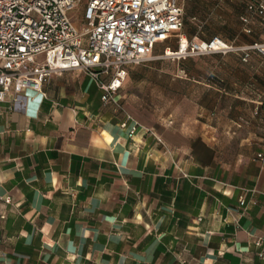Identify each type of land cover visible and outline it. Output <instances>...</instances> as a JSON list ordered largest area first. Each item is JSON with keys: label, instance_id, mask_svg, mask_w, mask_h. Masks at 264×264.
<instances>
[{"label": "crops", "instance_id": "obj_1", "mask_svg": "<svg viewBox=\"0 0 264 264\" xmlns=\"http://www.w3.org/2000/svg\"><path fill=\"white\" fill-rule=\"evenodd\" d=\"M225 1L230 33L253 32V17L242 21L248 0H179L181 33L203 34ZM226 31L210 34L223 41ZM123 85V109L79 69L0 102V264H264L259 107L217 120L203 98H221L228 83L191 76L190 94L152 113ZM126 112L139 123L133 134V121L121 125Z\"/></svg>", "mask_w": 264, "mask_h": 264}, {"label": "built area", "instance_id": "obj_2", "mask_svg": "<svg viewBox=\"0 0 264 264\" xmlns=\"http://www.w3.org/2000/svg\"><path fill=\"white\" fill-rule=\"evenodd\" d=\"M82 2L0 0V102H17L30 91L41 92L52 74L79 69L96 82L103 102L123 109L117 94L127 68L152 57L157 43L176 37L178 48H167L164 55L178 59L239 49L218 38L197 42L184 36L179 0ZM248 8L258 16L264 15L263 0ZM77 13L81 29L72 19V14ZM242 21L247 23L248 19L242 17ZM244 49L262 52L264 42ZM127 121H133V134L139 123L126 112L121 125Z\"/></svg>", "mask_w": 264, "mask_h": 264}, {"label": "rangeland", "instance_id": "obj_3", "mask_svg": "<svg viewBox=\"0 0 264 264\" xmlns=\"http://www.w3.org/2000/svg\"><path fill=\"white\" fill-rule=\"evenodd\" d=\"M86 2L83 0L82 4ZM248 1H242L245 6ZM222 8H215L212 12V20L208 29L204 30L202 37L196 38L191 35L189 39L194 41L204 40L213 36L210 31L227 30L218 36L228 44L238 47V50L219 54H202L187 56L185 58H176L164 55L165 47L169 46L174 51L178 47V39L171 37L166 42L159 43L152 54V57L140 64L130 65L127 68L128 75L125 78L123 90L132 92V105L145 108L148 112L165 111L174 105L172 101L176 93H191V76L205 79V83L212 86H221V90L228 83L227 92L220 97L211 94L210 97L203 98L206 103L213 104L212 110L217 120L223 115L225 119L226 112L233 113L238 111V107L243 105H257L261 111V120L264 123V51L257 49H244L250 46L254 41L263 42L264 38L260 34V20L256 17L251 19L253 27L252 33L231 34V26H236V19L231 17L233 9L232 2H219ZM75 16H77L75 18ZM229 17L227 22H223L219 17ZM74 25L81 29L80 14H72ZM224 79L223 83L220 79ZM194 84V82H192ZM196 88L201 87V83L195 82ZM205 87V86H203ZM201 90L196 91L197 97ZM254 91V92H253ZM257 93L258 95H256ZM243 95L244 99L236 95ZM172 103V104H171ZM125 105L123 102L121 103ZM187 104L181 107L186 108ZM125 108V106H124ZM214 117V118H215ZM215 118V119H216ZM220 119V120H224Z\"/></svg>", "mask_w": 264, "mask_h": 264}, {"label": "trees", "instance_id": "obj_4", "mask_svg": "<svg viewBox=\"0 0 264 264\" xmlns=\"http://www.w3.org/2000/svg\"><path fill=\"white\" fill-rule=\"evenodd\" d=\"M263 2H264V0H263ZM250 4H253V5H256L257 4V0H252V1H249L245 6H244V9H245V13H246V15L245 16H243V17H246L247 19H248V21H249V19H251V17H256V18H258L259 20H260V24H261V27H260V34L263 36V38H264V33H263V29H264V15L263 16H258V15H256V13L253 11V10H250L249 8H248V6L250 5ZM184 15H185V10H184V8H183V27L185 26V17H184ZM192 29V28H191ZM206 29V28H205ZM202 30H204V27H203V29ZM248 31H249V33H252V29H248ZM196 37L197 36H199V37H202V34L201 33H199V34H196L195 35ZM214 36V35H213ZM213 36H210V38H207V39H204V40H199V41H197V42H202V41H210L211 39H213ZM188 39H189V37H187ZM189 40H191V39H189ZM164 42H166V41H164ZM264 42V41H263ZM263 42H259V41H254L251 45H253V44H255V43H263ZM163 43V42H162ZM178 47V46H177ZM176 50V49H175ZM217 53H221V52H217ZM209 54H216V53H209Z\"/></svg>", "mask_w": 264, "mask_h": 264}]
</instances>
